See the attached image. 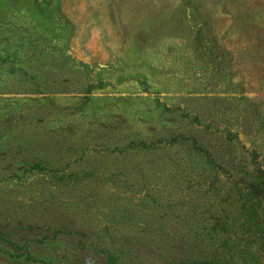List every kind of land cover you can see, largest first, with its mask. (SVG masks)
Masks as SVG:
<instances>
[{"label": "rangeland", "instance_id": "1", "mask_svg": "<svg viewBox=\"0 0 264 264\" xmlns=\"http://www.w3.org/2000/svg\"><path fill=\"white\" fill-rule=\"evenodd\" d=\"M0 264H264V0H0Z\"/></svg>", "mask_w": 264, "mask_h": 264}, {"label": "trees", "instance_id": "2", "mask_svg": "<svg viewBox=\"0 0 264 264\" xmlns=\"http://www.w3.org/2000/svg\"><path fill=\"white\" fill-rule=\"evenodd\" d=\"M15 125H17V124H15ZM173 140H174L173 142L181 141V142L185 143L184 142L185 141V136H179V138H173ZM150 145L151 144H149L148 146H150ZM185 145H187L188 150L190 151V155H192L193 157H195V155L199 151H202V148L200 146H192V144H190V143H186ZM194 160L197 161V162H199L198 158H196V157L194 158ZM40 162L43 163L41 160L35 159V160H32L31 161L32 164H30V165H31V167H35V166H38V165H42V164H40ZM206 163L208 164V166L211 164L209 161L206 162ZM52 174L55 175L53 172H52Z\"/></svg>", "mask_w": 264, "mask_h": 264}]
</instances>
